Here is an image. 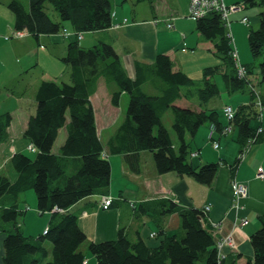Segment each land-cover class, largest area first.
<instances>
[{
    "label": "trees",
    "instance_id": "1",
    "mask_svg": "<svg viewBox=\"0 0 264 264\" xmlns=\"http://www.w3.org/2000/svg\"><path fill=\"white\" fill-rule=\"evenodd\" d=\"M7 1L14 30L26 31L35 39L58 35L65 30V25L75 34L111 28L109 0H28L27 9L18 0ZM142 2L151 4V0H136V3ZM240 3L245 8H264V0H241ZM47 4L56 12L58 21H52L46 14ZM258 19V28L247 33L253 59L264 55V13H260ZM195 23L196 30L213 44L215 55L226 68L223 79L228 92L243 90L249 80L236 75L233 48L220 15L208 12ZM73 39L67 44L62 59L70 68L69 83L42 82L36 91L35 114L23 133L34 156L15 153L10 159L15 179L11 181L0 175L3 264H86L80 251L86 236L79 227V215L69 210L86 198L98 196V203L101 197H109L111 168L97 135L90 103L100 79L115 88L110 97L113 107L119 106L123 94L128 96L124 120L107 141L106 149L112 156H123L130 172L139 173L141 152L152 154L158 175L174 173L206 187L212 185L219 170V163L194 164L187 140V137L193 140L199 128L206 124L219 135L224 128L218 111L201 108L219 93L216 84L211 82L219 71L217 67L203 72V88L196 92L200 110L180 108L175 102L190 99L192 94L191 91L182 94L181 89L193 87L194 81L182 72H174L166 55L156 56L151 64L135 62V77L131 79L110 45L98 43L83 49L76 37ZM245 67L248 76L254 75L252 64ZM256 68L257 84L264 87V62ZM143 85H149L156 94L144 93ZM254 90L264 108V94L257 88ZM254 100L251 91V102L236 110L232 122L239 153L250 140L252 145L264 143V111L259 121ZM168 109L173 116L172 130L177 147L173 146L162 124V116ZM10 121L9 114L0 117V140L5 138ZM260 128L262 131L257 133ZM62 129L66 138L55 155L53 146ZM237 166L238 159L229 166L232 174ZM30 190L35 194L38 214H49L46 232L37 237L24 236L18 223L25 212L19 208V198ZM112 204L113 200L109 208ZM148 205L158 210L157 215L152 216L159 230L158 245L149 247L138 237L130 240L120 230L115 241L88 244L87 250L96 264H236L233 257L218 260L215 239L202 210L180 206L171 199H160ZM140 207L144 210L146 206ZM172 214L178 215L179 227L174 234L166 235L164 221ZM260 222L261 227L250 236L254 256L245 264H264V218ZM47 245L51 247L50 253Z\"/></svg>",
    "mask_w": 264,
    "mask_h": 264
},
{
    "label": "crops",
    "instance_id": "2",
    "mask_svg": "<svg viewBox=\"0 0 264 264\" xmlns=\"http://www.w3.org/2000/svg\"><path fill=\"white\" fill-rule=\"evenodd\" d=\"M109 1L111 4V0ZM124 1L113 0V4L116 8L123 10L121 4ZM240 2L241 0H230L228 4L224 3L227 6H232ZM189 3L190 0H151V4L149 3L150 12L147 15L141 13L140 7L132 10V23L127 17L119 13V10H112L114 16L111 28L106 31L93 32V38L90 37L91 43L94 44L93 46L98 43L110 45L131 79L135 77V62L151 64L156 56L166 55L172 63L174 72H182L193 81L197 79L201 82L204 70L215 67L216 55L213 44L202 38L196 30L195 21L188 18ZM136 4L141 6V3ZM27 8L28 5H25V9ZM242 13L235 14L238 20L234 19L233 21H239ZM243 17L248 18L247 16ZM124 20H126L125 24ZM167 21L173 22V30H167ZM116 26L118 28H115ZM65 30L69 34L74 33L67 25H65ZM13 31V17L7 8V2L0 0V73L9 70L12 73L10 78L1 85L9 93L0 95V117L9 114L11 121L6 129L5 138L0 140V165L5 160L10 164L9 160L14 153L26 155V151H30L28 150L30 145L23 138V133L30 117L35 114L36 91L42 82L59 84L57 83L58 79H62L64 75H68L69 79L70 68L63 63L62 59L65 57L67 44L74 40L72 36L65 38L61 33L51 36L43 35L37 39L27 35L22 39H13L10 42L2 38L9 36ZM43 48L45 49L43 50ZM58 48L59 51H57ZM43 61L56 67L57 72L48 70L47 66L43 65ZM222 69L221 74L223 76L226 73V68ZM253 73L255 75L252 77L254 80L248 78V86L232 93H241V95L230 94L232 96L228 97V101L217 110L216 108H209L207 105L209 102H207L201 106L202 110H216L221 116L224 105L230 106L235 112L240 106L248 105L251 102L252 87L259 88V92L264 94V87L257 84V70ZM193 75H196L195 78ZM114 90L113 86H107L100 79L95 94L90 98L94 110L97 135L102 145L103 139L100 133H104V130L99 132L100 129L118 127L125 117V110L121 106L124 94L120 98L118 107H113L110 103L111 93ZM190 91L192 92L191 96L188 94L190 99L181 98L174 105L191 109L188 106L189 101L195 96L197 101L191 110L199 111L200 104L197 93L192 89L181 93L185 94ZM101 98L106 102L104 105H101ZM124 105L126 107V104ZM201 129L205 131V135L208 133V140L211 136L215 140L216 132L212 133L210 125L206 124L199 128L197 136ZM59 136L61 139L57 144ZM111 136L106 137V143ZM65 138L66 132L62 129L59 131L53 146V154L58 155ZM170 138L173 146L177 147L173 143L171 135ZM103 146L111 168L109 188V197L113 200L111 208L107 210L98 209V203H96L98 196H96L82 200L69 210L70 213L79 215V227L86 236V242L80 248L85 256L86 264H96L94 257L89 255L88 244L115 241L120 230L130 240H135L138 237L149 247L157 246L160 241L159 230L154 224L152 216H156L158 210L153 209L148 204L160 199H171L177 201L180 206L198 210L209 206L210 211L206 215L208 227L219 229L221 235L230 233L236 223L238 228L233 232L236 249L233 252L226 249L225 257L235 258L236 264H245L247 260L253 258L254 252L250 244V236L261 227L260 220L264 218V179H256L259 168L264 173V143L253 145L250 148L248 155L238 165L234 174L229 168L234 162L229 163L227 160H223V164L219 167L217 176L210 187L199 185L191 178L179 177L174 173L158 175L153 156L149 152L139 154L140 171L138 174H134L130 172L123 156H112L108 153L106 144ZM195 147L196 150L190 148L192 150L191 155L197 154L196 157H190L193 163L195 162L194 164L218 163L210 162L213 161L211 160L212 155L201 142H196ZM8 171L9 169L5 173ZM6 177L13 181L16 175L13 172ZM233 180L244 184L248 190V197L241 202L242 208L237 212L230 208V183ZM21 202L25 206L29 203L31 207H35L34 200L28 193L20 196L19 203ZM141 205L146 206L144 210L140 207ZM26 216L24 212L22 216L24 218V230L21 231L28 233L27 236L35 237L47 228L49 218L43 223L36 221L33 217L35 221L32 224L35 223V228L31 229ZM244 219L248 221L247 226L240 225V221ZM20 227L23 228V226ZM178 227L179 217L177 214L165 218L163 231L166 235L174 234ZM3 240L4 235L0 233V264H3ZM47 250L50 253L51 247H47Z\"/></svg>",
    "mask_w": 264,
    "mask_h": 264
},
{
    "label": "rangeland",
    "instance_id": "3",
    "mask_svg": "<svg viewBox=\"0 0 264 264\" xmlns=\"http://www.w3.org/2000/svg\"><path fill=\"white\" fill-rule=\"evenodd\" d=\"M2 1L3 2L4 1L5 2H8L7 0H2ZM18 1L21 2L24 7H25V5H28V0H18ZM224 2L226 4H228L230 2V0H224ZM111 5H112V10L113 11L119 10V13H121L125 17H127L130 23L133 22V20H132V18H133L132 10L133 9L136 10L137 7H140V10L142 11L141 13L143 15H147L150 12V6H149V3L148 2H143V3H141V6H139L140 4L139 5L136 4L135 0H125L121 4V5H123V10L122 9L120 10V9L116 8V6H114V4H113V0H111ZM236 5H238V4H236ZM45 7H46L45 8L46 14L49 16V18L52 21H58L59 18L57 16L56 12L53 11L52 7L50 5H48V4ZM242 12H240L242 14L240 15L241 17H240L239 21H237L238 20V17L235 16V14H238L239 12L234 13L233 15H231L228 18L227 22L229 23V25L231 23V26L229 27V32L227 31V33L229 34L230 38L232 39V46H233V49H234V51H235V53L237 55L238 63L240 62V64H243V67L245 68V72L246 73H247V69H246V67L244 65H250V64H252V66L254 67L253 71L256 72V70H257L256 67L260 63L264 62V55L261 56L258 59H253L251 57L250 51H249V47H248V42H247V33H248V30H250V29L251 30H256L258 28V23H257L258 15L260 13H264V8H259V7L246 8ZM245 14H247V15H245ZM242 16H247L249 20L246 21V22H244L242 20ZM188 18H190L189 17V12H188ZM234 19H237V20L236 21H233ZM115 28H118V26H116ZM173 29H174V27H173ZM13 32L9 36H4L2 38L5 41L10 42L13 39L14 40L15 39H22V38H24V37H26L28 35V33L26 32L25 34H22L21 36L15 35L17 37H15V36L12 37ZM81 35H82V39L80 41L77 40V41H79L78 44H79L80 48H83V49H89V48H91L94 44L91 43V38L90 37L93 38L92 35H94V34H92L91 32H89V33H81ZM231 35L233 36V38H232ZM44 49L45 48H43V50ZM57 51H59V48L57 49ZM215 59H216V61H215L216 62L215 63V67H217L219 69V71H218V73H215V75L212 77L211 82L216 84V86L218 87L219 93H218L217 96H215L214 98H212L207 105H208L209 108H216V110H217V109H219V107L222 104H224L225 102L228 101V97H231L232 95H241V93H235V94L230 95L231 93L228 92L226 83L224 82L223 76L221 74V72H222L221 70H223L222 68H224L223 66H221L222 62L216 56H215ZM43 65H46L48 70L50 69V70H52L54 72H57L56 67H54L50 63H48L46 61H43ZM62 65H64V64H62ZM234 68H235V63H234ZM235 70H236V68H235ZM11 74L12 73L10 72V70L7 71V72H4V73H0V95L1 94L6 95L7 93H9L1 85L10 78V75ZM247 74L245 76L246 78H249L250 80H254L252 77H255V75H252L250 77ZM193 76H194L193 78H195L196 75H193ZM68 81H69L68 75H64V77L62 79H58L57 83H59V84L61 82L69 83ZM191 87H189V88H182L181 89V92L184 93L188 89H192L194 92H197L196 90H198L199 88H203L201 82H199V80H197V79H194V85H193L192 88ZM142 90H143L144 93L149 94V95L156 94V92L149 85H143L142 86ZM258 90H259V88H258ZM128 101H129L128 100V96L125 94L124 97H123V103L121 105L122 108L125 110V112H126V108H127V105H128ZM196 101H197V99L194 96L193 99L189 101V105H188L189 108H191V109L194 108V105H195ZM105 103L106 102L103 101V99H102V104L101 105H104ZM119 104H120V102H119ZM124 104H126V107H125ZM220 120L223 122V124H225L226 121L223 118V116H220ZM172 122H173V116H172L171 110L168 109L163 114L162 124L164 125V127H166L167 131L170 133V135L172 137V140H173V143L176 146L177 145V139H176V136H175V134H174V132L172 130ZM117 128L118 127H115V128H112V129H100L99 132H101L102 130H104V133H102V134L100 133V135L102 136V139H103V145L106 144V137L112 135L116 131ZM60 137L61 136H59V138H58L57 144L59 143V141L61 139ZM210 138L213 139L212 136ZM189 139L190 138L187 137V140L189 141V144H190V148L192 150H196L195 144L198 141L201 142L205 146L204 148H208L209 151H210V153H211V155H212V159L211 160H213V161H210V162H218L220 164L219 167L222 166L223 160H227L229 163H232V162H234V160L236 158L238 159V165H239L242 161H244L245 157L248 155V153L250 151V147H248L247 150L244 153H239L238 154L239 145L235 142L234 129L231 131V133L227 137H222L219 134L215 133V140L214 141L217 142L218 149L220 147V149L218 151L213 150V149H215V146L214 145L211 146V142H210V140H208V133H206V135H205V131L203 129L200 130L198 136L196 135V137L193 138V140L190 141ZM244 147L241 149L242 151H243ZM11 149L13 151V148H11ZM28 150H30V151H26V155H29V156L33 157L34 155L31 152V147H28ZM240 154H243V157ZM239 156H241V157L239 158ZM196 162H197V160H196ZM7 169H9V171L5 173V171H7ZM13 172H14L13 171V168L8 163L7 160H5L4 162H2V164L0 165V175L1 176H10L11 173H13ZM26 193H28L30 195V197H32V200H34L35 207L34 208L31 207V205H29V203L25 206V205H23L22 202L19 203V205H20V208L22 209V211H25L27 209L25 211V213L27 215L26 216V220L28 221L31 229H34L35 228V223L32 224V222L35 221L34 219H36V221H38V222L42 221L44 223V222H46L48 220L49 214L48 213H45L44 215L40 216L38 214L37 210H36L37 201H36L35 194H34L33 190H30V191H28ZM33 217H34V219H33ZM23 219H24L23 217H20L19 220H18L19 225L20 226H23V228L20 229L22 231L24 230ZM42 233H40V234H42ZM24 234H25V236H27L28 233H24ZM37 236L38 235H36L35 237H37ZM47 247H50V246L47 245ZM89 255H91V254L89 253Z\"/></svg>",
    "mask_w": 264,
    "mask_h": 264
},
{
    "label": "built area",
    "instance_id": "4",
    "mask_svg": "<svg viewBox=\"0 0 264 264\" xmlns=\"http://www.w3.org/2000/svg\"><path fill=\"white\" fill-rule=\"evenodd\" d=\"M243 10H244V6L242 4L227 6L224 3V0H190V4H189V17L190 18L189 19L195 21V20H198V19L204 17L208 12H216L220 15L221 19L225 22V27H226L227 31L229 32V23L227 22L228 18L231 15H233L234 13H237V12L240 13ZM242 20L244 22H246L249 19L246 17H243ZM124 23H126V20H124ZM166 28L168 30H172L173 29V23L171 21H167L166 22ZM25 33H26V31H22V32L14 31L12 37H14L15 35L21 36L22 34H25ZM17 36H15V37H17ZM63 36L65 38H68L72 35L69 33H66V31H63ZM228 37L230 38L229 34H228ZM77 39L78 40L81 39L80 34H77ZM230 42H231L230 44L232 45V39L231 38H230ZM232 58L234 59L237 77L239 79L246 78L245 76L247 73L245 72V68L242 65H240V63H238L237 55H236L235 51L232 52ZM252 92H253V96H255L254 105L256 106V108L258 110V120L261 121L262 120V112L264 111V108L262 107V104L260 102V99H259L256 91L254 89H252ZM222 114L227 121V125L222 129L220 136L227 137L231 133V131L233 130L232 122L234 120V111L231 107L225 106L222 109ZM261 131H262V129L260 128L257 130V133H260ZM252 144H253V141L252 142H251V140L248 141L247 144L245 145L243 151H241V153H244L248 147L251 148ZM213 145L215 146V148H218L217 142H214ZM240 155L243 157V154H240ZM195 156L196 155H193V157H195ZM241 156H239V158ZM256 179H259V180L264 179V173H263V170L261 168H259L257 170ZM230 188H231V207L230 208H231V210H234L235 212H237L238 210L241 209V202L248 197V190L244 184L238 183L234 180L230 183ZM111 202H112V200L109 197H101L99 199V202H98L99 203L98 207L103 209V210H106L110 206ZM202 211L205 215H207V213L210 211V207L205 206L202 209ZM236 225L237 224L235 223L233 225L232 231L226 235H221L219 229H210V233L212 234V236L215 239V248L217 251L218 260H221L225 257V250L226 249H228L232 252L235 251L236 246H235V242L233 239V232L236 228H238ZM240 225L241 226H247L248 221L246 219L241 220Z\"/></svg>",
    "mask_w": 264,
    "mask_h": 264
},
{
    "label": "bare ground",
    "instance_id": "5",
    "mask_svg": "<svg viewBox=\"0 0 264 264\" xmlns=\"http://www.w3.org/2000/svg\"><path fill=\"white\" fill-rule=\"evenodd\" d=\"M111 16H112V14H111ZM112 18V17H111ZM221 21L223 22V24H224V26H225V22L221 19ZM211 142V146L213 145V143L215 142V141H210ZM213 150H215V151H218L219 149L218 148H215V149H213ZM193 155H196L197 156V154H190V157H192L193 158ZM195 156V157H196ZM175 203H177V201H174ZM178 204V203H177Z\"/></svg>",
    "mask_w": 264,
    "mask_h": 264
}]
</instances>
